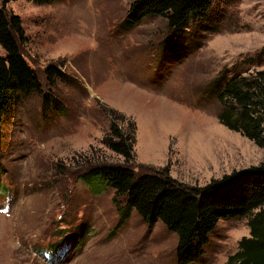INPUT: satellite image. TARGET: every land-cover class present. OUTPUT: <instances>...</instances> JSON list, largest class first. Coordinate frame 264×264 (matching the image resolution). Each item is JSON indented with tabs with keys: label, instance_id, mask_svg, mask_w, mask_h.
Listing matches in <instances>:
<instances>
[{
	"label": "rangeland",
	"instance_id": "374dc122",
	"mask_svg": "<svg viewBox=\"0 0 264 264\" xmlns=\"http://www.w3.org/2000/svg\"><path fill=\"white\" fill-rule=\"evenodd\" d=\"M227 1L212 3L211 12L223 11L217 29L189 28L187 52L173 61L162 18L119 30L132 0L6 6L20 18L41 86L20 94L0 127V264H178L174 233L159 221L148 227L135 211L119 224L123 199L79 177L123 162L103 143L110 110L135 124L138 174L166 167L201 187L264 163L263 149L216 117L229 79L264 71V0ZM49 65L62 73L52 86ZM248 219L220 220L190 264H224L249 236Z\"/></svg>",
	"mask_w": 264,
	"mask_h": 264
},
{
	"label": "trees",
	"instance_id": "16d2710c",
	"mask_svg": "<svg viewBox=\"0 0 264 264\" xmlns=\"http://www.w3.org/2000/svg\"><path fill=\"white\" fill-rule=\"evenodd\" d=\"M16 1L0 0V127L11 115L19 95L40 92L41 86L25 59L22 48L27 38L20 18L6 8ZM24 1L41 6L54 0ZM214 1L132 0L119 30L133 28L147 17L162 18L171 34L163 42L164 50L173 61L187 52L189 28L217 29L214 21L223 11L217 7L211 12ZM43 74L50 86L62 77L54 65L47 66ZM216 95L220 105L218 123L264 150V71L233 77ZM50 104L58 109L57 101L51 100ZM109 113L111 123L103 143L123 162L96 164L79 178L89 187L95 186L91 179H97L102 191L111 189L116 198L123 199L119 224L130 211H135L150 228L159 221L176 235L177 263L190 264L200 258L220 220L248 217L249 236L238 242V250L224 264H264V163L233 171L201 187L179 183L166 167L138 174L131 165L135 124L117 111ZM119 124L124 126L119 128Z\"/></svg>",
	"mask_w": 264,
	"mask_h": 264
},
{
	"label": "bare ground",
	"instance_id": "6f19581e",
	"mask_svg": "<svg viewBox=\"0 0 264 264\" xmlns=\"http://www.w3.org/2000/svg\"><path fill=\"white\" fill-rule=\"evenodd\" d=\"M223 131H225V130H223Z\"/></svg>",
	"mask_w": 264,
	"mask_h": 264
}]
</instances>
